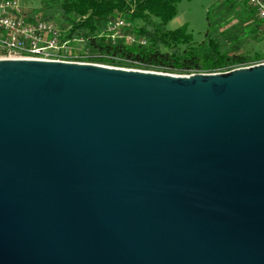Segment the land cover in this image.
<instances>
[{
  "label": "water",
  "instance_id": "95a60500",
  "mask_svg": "<svg viewBox=\"0 0 264 264\" xmlns=\"http://www.w3.org/2000/svg\"><path fill=\"white\" fill-rule=\"evenodd\" d=\"M0 264H264V61L0 58Z\"/></svg>",
  "mask_w": 264,
  "mask_h": 264
},
{
  "label": "trees",
  "instance_id": "16d2710c",
  "mask_svg": "<svg viewBox=\"0 0 264 264\" xmlns=\"http://www.w3.org/2000/svg\"><path fill=\"white\" fill-rule=\"evenodd\" d=\"M41 1V7L24 12L32 19L69 25V35L84 40L87 62L188 75L226 72L264 60L259 51H242L237 33L228 25L233 12L241 9L236 16L243 33L255 40L264 39L263 25L246 1L213 3L206 11L207 28L200 42L193 39L187 23L174 29L167 27L177 15L181 0ZM118 17L130 23L125 31L143 38L145 44L112 41L106 27Z\"/></svg>",
  "mask_w": 264,
  "mask_h": 264
},
{
  "label": "built area",
  "instance_id": "2783aa9c",
  "mask_svg": "<svg viewBox=\"0 0 264 264\" xmlns=\"http://www.w3.org/2000/svg\"><path fill=\"white\" fill-rule=\"evenodd\" d=\"M240 1H246L254 8L264 30V0ZM24 9L22 0H0V58L87 62L84 40L82 37H71L69 25L32 19ZM129 25L125 19L118 17L108 23L106 31L112 41L123 39L129 43L138 41L145 44L143 38L137 39L134 34L125 31Z\"/></svg>",
  "mask_w": 264,
  "mask_h": 264
},
{
  "label": "rangeland",
  "instance_id": "374dc122",
  "mask_svg": "<svg viewBox=\"0 0 264 264\" xmlns=\"http://www.w3.org/2000/svg\"><path fill=\"white\" fill-rule=\"evenodd\" d=\"M217 0H181L178 4L177 15L169 21L167 27L169 29H174L180 25L187 23L189 26V31L193 35V39L196 42H200L204 37V32L207 28L206 11L207 9L215 3ZM25 9L29 12L32 8H39L42 5L41 0H28L23 1ZM243 10H239L236 13L233 12L232 19L229 21L231 27H233V32L237 33L239 37V44L242 51L254 54L255 52H260L264 54V39L255 40L243 33L242 25L236 15L242 13ZM227 26V25H226Z\"/></svg>",
  "mask_w": 264,
  "mask_h": 264
}]
</instances>
